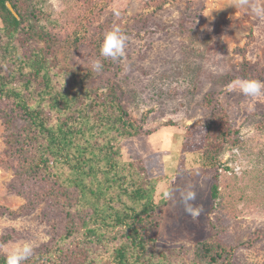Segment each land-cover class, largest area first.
Instances as JSON below:
<instances>
[{
  "label": "rangeland",
  "instance_id": "obj_1",
  "mask_svg": "<svg viewBox=\"0 0 264 264\" xmlns=\"http://www.w3.org/2000/svg\"><path fill=\"white\" fill-rule=\"evenodd\" d=\"M155 1L165 4L157 8L151 0H112L100 21L83 31L62 20L72 2L80 0H42L39 7L52 19L34 28L51 38H81L74 60L86 70L103 42V25L113 24L108 31L125 24L128 41L117 80L124 105L143 132L123 140L121 153L136 171L145 170L144 179L157 180L159 247L199 250L214 243L230 251L228 264H264V95L245 96L232 87L236 79L264 81V16L253 11L264 8V0H248L243 7L237 0ZM130 18L132 26L126 22ZM94 74L93 86L105 81ZM0 108V257L25 241L32 243L33 253L40 252L81 225L86 215L67 212L64 200L58 205L41 201L54 188L51 184L28 185L19 178L14 156L20 149L31 151L30 127L22 116L8 125L6 104L0 102ZM217 119L226 123L221 126L225 137L213 134L216 167H205L208 126ZM215 184L217 198L211 193ZM167 190L171 198L164 196ZM188 190L196 192L192 203L201 209L196 215L180 202Z\"/></svg>",
  "mask_w": 264,
  "mask_h": 264
},
{
  "label": "trees",
  "instance_id": "obj_2",
  "mask_svg": "<svg viewBox=\"0 0 264 264\" xmlns=\"http://www.w3.org/2000/svg\"><path fill=\"white\" fill-rule=\"evenodd\" d=\"M111 1L72 2L62 20L87 31L100 21ZM151 1L157 2V8L165 4ZM41 3L0 0V102L8 109V125L22 116L30 127L32 152L20 149L14 156L19 178L28 185L39 180L51 184V192L39 199H52L55 205L64 200L61 205L67 212L83 213L86 219L24 264H228L231 254L223 245L203 244L199 250L159 247L158 225H154L162 210L155 203L157 180L144 179V169L136 171L122 158V141L140 136L143 127L122 100L119 61L102 58L96 50L95 59L103 63L98 74L105 81L93 86L94 59L86 70L74 60L81 38H51L44 30L35 31L37 22L52 19L39 7ZM132 21L127 19V25L132 26ZM107 25L113 24L103 27ZM114 26L124 32L125 24ZM66 61L72 64H63ZM216 121L208 126L205 167H216L213 134L225 137L221 126L226 123ZM211 193L217 198L216 184ZM184 254L192 256L186 259ZM105 256L111 261H104ZM5 260L0 257V264Z\"/></svg>",
  "mask_w": 264,
  "mask_h": 264
},
{
  "label": "clouds",
  "instance_id": "obj_3",
  "mask_svg": "<svg viewBox=\"0 0 264 264\" xmlns=\"http://www.w3.org/2000/svg\"><path fill=\"white\" fill-rule=\"evenodd\" d=\"M248 0H237V5L243 7ZM254 13L257 16H264V8H254ZM128 36L119 26H113L106 31L103 42L100 47L99 56L102 58H110L116 62L121 60L125 55L126 43ZM92 68L96 72L103 69L101 59L97 58L92 61ZM232 87L238 88L245 96L257 97L264 95V81L255 79H236L232 83ZM166 198L172 197V190H167L164 193ZM196 200V192L188 190L181 194V203L184 205L185 211L189 214L196 215L201 209L195 206L192 202ZM33 245L30 242H20L13 244L6 249L5 264H24L33 255Z\"/></svg>",
  "mask_w": 264,
  "mask_h": 264
},
{
  "label": "water",
  "instance_id": "obj_4",
  "mask_svg": "<svg viewBox=\"0 0 264 264\" xmlns=\"http://www.w3.org/2000/svg\"><path fill=\"white\" fill-rule=\"evenodd\" d=\"M8 8L9 10L12 12V14L17 18L19 19V16L17 15V13L14 11V9L12 8V6L10 4H8Z\"/></svg>",
  "mask_w": 264,
  "mask_h": 264
}]
</instances>
